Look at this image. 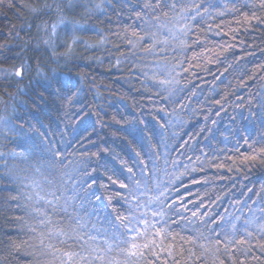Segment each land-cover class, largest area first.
<instances>
[{"label": "trees", "instance_id": "16d2710c", "mask_svg": "<svg viewBox=\"0 0 264 264\" xmlns=\"http://www.w3.org/2000/svg\"><path fill=\"white\" fill-rule=\"evenodd\" d=\"M57 2L0 0V114L11 116L15 109L20 119L14 123L23 125L29 147L24 152L17 146L20 137L0 139V151L6 153L0 159V264H33L27 254L32 249L14 251L13 242L32 235L27 233L29 225L39 227L38 217L31 212L33 203L24 199L27 190L22 181L25 176L39 178L32 170L49 142L66 148V167L58 169L57 177L67 171L83 179L89 173L88 182L95 181L93 190L101 200L94 204L100 219L123 211L126 190L119 184L126 181L129 167L139 176L144 167L141 159L151 168L148 157L158 154L155 146L161 143V133L168 145L167 171L178 175L188 166V173L176 179L169 192V202H175L169 212L173 232L185 238L199 232L208 236L210 229L220 231L215 222L222 216L241 228L253 215L264 216L260 211L264 208V121L259 108L264 100V8L260 0H194L203 5L197 22H177L171 13L145 14L141 12L145 0H79L89 7L101 5L102 10L92 13H85L83 7L65 6L63 13L46 10L45 5ZM233 6L235 11L230 10ZM137 12L142 18H137ZM155 15L159 20L152 19ZM61 18L73 23L61 24L53 33L52 25ZM157 26L163 30L156 37L160 43L153 47L154 41L147 37L157 32ZM73 36L79 40L69 50ZM149 47L152 51H145ZM21 65L27 68L22 80L2 74ZM156 65H178L173 76L179 83L154 84L144 73L150 76ZM54 75L79 82L87 113H81L84 123L74 118L80 104L68 107L44 91L43 83ZM137 129L144 130L143 143L135 135ZM173 160L178 162L175 168ZM158 163L165 167L163 157ZM61 218L53 216L56 221ZM224 228L231 231L228 225ZM220 239L223 249L225 237ZM258 243L252 240V252L236 253V258L245 264H264ZM184 247L195 246L185 243ZM205 260L212 264V255L206 254Z\"/></svg>", "mask_w": 264, "mask_h": 264}, {"label": "snow or ice", "instance_id": "6c2138e0", "mask_svg": "<svg viewBox=\"0 0 264 264\" xmlns=\"http://www.w3.org/2000/svg\"><path fill=\"white\" fill-rule=\"evenodd\" d=\"M65 6L69 10L83 7L85 13L102 10L100 4L89 7L87 4H81L79 0H67L66 3L65 0H58L55 6L47 4L45 8L49 12L63 13ZM202 6L194 3V0H145L141 12L163 13L164 16L171 13L177 22H197V17L201 16ZM260 7L264 8V0H260ZM230 10L236 9L233 6ZM32 11L39 10L32 9ZM141 12L136 13L137 18H142ZM222 14L218 13V15ZM159 18V15L152 17L154 20ZM70 23L73 22L61 18L58 23L52 25L53 33L59 25L64 24L67 27ZM75 28L76 24H73L72 31H75ZM161 30L163 29L157 26V32H151L147 37L154 41L153 47L156 43H160L156 37ZM168 31L171 34L172 30L168 29ZM182 32L185 36L188 34L187 26L182 29ZM173 38H176L175 35ZM139 39L145 40V37ZM78 40L79 37H72L68 45L69 50ZM129 43L132 42L129 41ZM164 43H167V40ZM180 43L184 44V41L181 40ZM145 51L151 52L152 47L146 48ZM177 67L178 65L173 67L156 65L150 76L147 72L144 75L154 84L161 86L178 84L179 81L173 76ZM26 71L25 65H21L12 72L5 71L2 74L22 80ZM42 87L53 101L58 100L68 107L80 104L81 107L74 113V118L84 123L81 113H84L86 105L80 99L82 89L78 81L71 77L54 75L47 79ZM259 108L261 109L260 118L264 121V100L260 102ZM17 119L20 117L15 114V109L11 116L0 114V139L8 141L10 138L20 137L17 146L22 151L28 152L27 140L22 135L23 125L17 127L14 123ZM160 127L164 128V125ZM135 135L141 143L146 138L142 129H137ZM155 147L158 154L154 159L148 157L151 168L143 159L139 161L141 165H144L140 169L139 176L132 167L127 168L129 175L125 182L119 184L121 189L126 190L122 197L123 211L117 212L114 218L111 213H108L100 219V210L94 204V200H101V197L97 196L93 190L95 181L88 182L92 179L91 175L85 173V178L78 179L65 171L57 177L58 169L66 167V148L62 149L60 145L53 142L43 146L39 152L38 163L32 170L34 176L39 178L25 176L22 181L23 189L27 190L24 199L33 203L31 212L38 217L36 224L39 227L29 225L27 233L32 235L18 243L13 242V250L20 251L25 246L31 248L32 251L27 254L33 258V264H169L170 261L171 264H182V260L183 264H206V254L212 255V264H226L224 257H227V261L231 264H245V261L237 259L235 254L249 255L253 250L251 241L254 239L259 241L256 246L264 251V216L253 215L252 218L245 220L242 228L231 219L222 216L218 222H215L220 231L210 229L208 236L199 232L185 238L173 232L169 224L171 219L169 212L175 206V202H169V192L175 180L188 173V166L185 165L184 171L178 175L167 171L168 145L163 133H161V143ZM160 148L164 149L163 153L159 152ZM261 153H264V148L261 149ZM137 156H140L139 152ZM5 157L6 153L0 151V159ZM162 157L164 168H161L158 163ZM252 158L255 159V156ZM177 163L173 160L171 166L175 168ZM195 170V168L192 169V171ZM162 175L169 179H163ZM112 182L116 183V181ZM119 195L118 193L117 196ZM112 199L109 197V204ZM260 211L264 212V208ZM56 215L62 218L56 221L53 219ZM192 216L196 217L197 213L193 212ZM235 219L238 220L239 217ZM171 223L175 224L177 221L171 220ZM224 225H228L231 231H225ZM213 232H215L214 239L211 238ZM221 235L225 237L223 249L220 247ZM237 236L239 239H236ZM178 240L182 242L179 248L176 247ZM185 243L195 247L185 248ZM239 245L250 246L241 249L237 247Z\"/></svg>", "mask_w": 264, "mask_h": 264}]
</instances>
